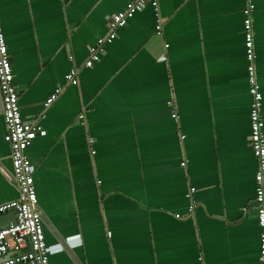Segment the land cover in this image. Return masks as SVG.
Wrapping results in <instances>:
<instances>
[{
    "label": "crops",
    "instance_id": "crops-1",
    "mask_svg": "<svg viewBox=\"0 0 264 264\" xmlns=\"http://www.w3.org/2000/svg\"><path fill=\"white\" fill-rule=\"evenodd\" d=\"M128 1L0 0L20 117L46 131L24 152L46 244H61L49 261L258 264L243 2L158 0L160 36L145 5L80 67ZM252 1L264 133V0ZM72 66L78 83L63 84ZM3 133L0 102V203L16 196Z\"/></svg>",
    "mask_w": 264,
    "mask_h": 264
},
{
    "label": "built area",
    "instance_id": "built-area-1",
    "mask_svg": "<svg viewBox=\"0 0 264 264\" xmlns=\"http://www.w3.org/2000/svg\"><path fill=\"white\" fill-rule=\"evenodd\" d=\"M241 8L243 48L246 64V78L248 92L251 96L249 103V146L255 159V171L253 174L256 224L260 228L258 233V264H264V133L263 119L260 115L261 94L254 73V52H253V11L252 0H242ZM145 5H149L153 16V33L161 35L163 17L158 10V0H129L124 6L107 17L106 31L103 35L97 36L88 47L87 54L80 67L90 68L98 61L99 53L103 45L109 44L116 36V29L124 26L128 19L135 13L140 12ZM163 48L167 47L163 43ZM164 53L160 59L165 60ZM79 67V68H80ZM78 66H72L63 74V84L77 85ZM62 90V85H56L42 102L43 108L48 107ZM0 102L1 116L4 125L3 140L9 147V161L11 173L14 179L16 196L13 199L0 203V214L14 211L15 221L6 226L0 227V264H50L48 260V247L44 241L42 226L40 223L36 192L33 183V167L28 162L24 152L26 146L36 136H44L45 129L37 122L23 121L19 113L17 91L12 84V72L8 60L7 48L1 31L0 23ZM83 114L77 115L82 119ZM175 118L176 114L171 113ZM91 140L88 139V143ZM93 151L91 150L90 153ZM184 161L180 165H184ZM98 182V181H96ZM192 188L186 192L189 198L187 213H191L195 206L192 199ZM174 213V217H178ZM108 235V232H107ZM199 264H203L201 256L197 257Z\"/></svg>",
    "mask_w": 264,
    "mask_h": 264
},
{
    "label": "water",
    "instance_id": "water-1",
    "mask_svg": "<svg viewBox=\"0 0 264 264\" xmlns=\"http://www.w3.org/2000/svg\"><path fill=\"white\" fill-rule=\"evenodd\" d=\"M253 2V1H252ZM253 4H254V2H253ZM254 7H255V5H254ZM261 94V93H260ZM261 115V114H260ZM261 117H262V115H261ZM16 191V190H15ZM37 211H38V207H37ZM7 215H8V217H9V220H10V223H14V221H15V213H14V211H8L7 212ZM38 215H39V213H38ZM40 219V218H39ZM40 223H41V221H40ZM44 241H45V239H44ZM67 241V240H66ZM66 241H65V243H66ZM45 244H46V241H45ZM60 245L61 244H59V246H57V244L55 245V244H46V246L48 247V260H49V256L50 255H52V254H54V253H56V251L58 252L59 250H60ZM49 263H50V261H49ZM51 264V263H50Z\"/></svg>",
    "mask_w": 264,
    "mask_h": 264
}]
</instances>
